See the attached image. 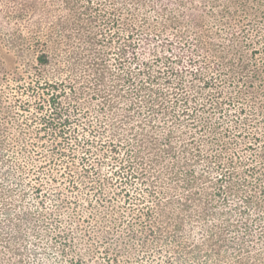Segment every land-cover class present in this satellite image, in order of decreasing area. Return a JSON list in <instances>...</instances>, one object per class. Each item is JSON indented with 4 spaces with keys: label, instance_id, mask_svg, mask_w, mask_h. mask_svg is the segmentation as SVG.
Segmentation results:
<instances>
[{
    "label": "rangeland",
    "instance_id": "obj_1",
    "mask_svg": "<svg viewBox=\"0 0 264 264\" xmlns=\"http://www.w3.org/2000/svg\"><path fill=\"white\" fill-rule=\"evenodd\" d=\"M203 1L194 4L201 45L188 48L187 36L172 35L167 14L152 0H0V11H7L0 12V264H76L70 257L79 251L87 258L81 264L104 263L95 251L89 258L99 238L90 243L84 233L118 239L122 264H151V255L158 254L143 255L140 240L129 237L132 231L148 236L150 229L169 239L180 231L181 246L174 247L194 248L193 264H214L216 255L218 264H234L235 252L244 257L248 249L253 262L264 261V248L253 246L259 222L240 213L253 210L244 201L250 194L264 202L258 185L244 181H253L252 164H262L249 161L250 152L242 149L250 141L245 132L252 131L245 123L250 107L264 113V82L246 87L237 69L241 55L244 78L254 66L264 76V19L238 12L234 36L228 21ZM257 9L262 13L264 5ZM173 11L182 32L188 20ZM43 53L46 63L38 61ZM190 57L199 59L189 63ZM63 111L67 140L77 135L122 141L142 159L124 169L113 165L109 151H95L83 164L81 150L74 158L67 150L55 166L45 163L52 137L39 129L41 118L59 120ZM236 151L245 160L233 158ZM219 155L224 162L233 159L232 180L216 168ZM83 165L93 168L83 173ZM65 167L78 188H69ZM141 167L143 177L134 174ZM126 173L132 175L120 182ZM102 190L112 196L104 204L98 200ZM59 230L74 237L65 251ZM149 241L147 252L154 249ZM174 252H162L156 264H172L165 262Z\"/></svg>",
    "mask_w": 264,
    "mask_h": 264
},
{
    "label": "trees",
    "instance_id": "obj_2",
    "mask_svg": "<svg viewBox=\"0 0 264 264\" xmlns=\"http://www.w3.org/2000/svg\"><path fill=\"white\" fill-rule=\"evenodd\" d=\"M197 1L200 0H179V2L176 3L174 2V0H152L153 5L155 8H157L159 11L164 12L165 14H167V20L166 23L171 24L172 28L175 29L172 33L173 36H175L176 38H178L179 34H185L187 36V44H188V48L190 47H195V45H197L196 43L198 41H200V36L202 35V32H200V27L202 25L201 22V15L199 13V8L198 6L194 5ZM252 2V4H251ZM204 5H209L211 6L210 11L213 13L214 11L218 10V15L222 18V21H228V29H232L233 28V34L235 36V34H239L236 32V29L239 28V20L240 18L237 19V23L234 22L236 14L238 12L243 13L244 17L243 18H248L249 16H252V18L259 17L261 20L264 19V11L262 13L258 12V6L264 5V1L263 0H205L203 1ZM173 10H180L182 16L184 18H186L188 27L184 28L183 31H179V25L178 22H176V18L174 17V15H172V12H174ZM0 12H2L1 14H6L7 11H5L4 9H2ZM164 14V15H165ZM260 14V15H257ZM3 16V15H0ZM221 18L218 19V21H221ZM27 20L26 23L30 24L32 22V20L30 18L25 19ZM233 20V21H232ZM251 21V20H249ZM165 23L163 22V25ZM167 28H165L164 30L166 31ZM245 33V30H243ZM241 32V31H239ZM243 33V34H244ZM163 38L166 41H171V37L170 35L166 34V35H162ZM182 37V36H181ZM198 44L196 47H199ZM187 48V49H188ZM186 49V50H187ZM47 54L43 53L41 56L38 57V61L41 63H46L47 62ZM199 58H195V57H190L189 58V63L198 61ZM238 60H239V64H238V72L241 74L240 77L241 79H243V83H245L246 87L251 88L254 85V81L256 80H261V82H264V76L260 75V70H258L257 66H254L249 75L246 76L244 78V71H248V69L246 68V63L244 62V60L242 59L241 55L238 56ZM233 62V61H231ZM235 65H229V69L231 70V72L233 71ZM192 73L196 74V70H194L193 68L190 70ZM261 77H263V79H261ZM249 79V80H247ZM264 84V83H263ZM33 90V87H30ZM238 93H240V90H238ZM52 96V95H51ZM48 101H50V98L47 99ZM52 100L54 101V98L52 97ZM183 100L184 102H188L189 101V97H187L185 94H183ZM245 104H243L242 102L239 104L238 107H240V111L245 110ZM250 113L247 116L246 119V124L247 125H252L251 130L252 131H248L245 132V135H247L248 139H250V141H248L246 144L243 145L242 149H246L250 152V157L248 158L249 161H256L258 158V162L260 164H262V168H259V166H256V164H252L250 171H248V174H255L253 175V181L250 183L249 181H247L246 178H244V181H246V184L250 185L251 188L256 187L258 185L259 187V191L260 193L264 194V129L262 130L261 128L264 127V113L261 111L260 113H256V108L255 107H250L249 109ZM59 115V120H55L54 117L53 118H46L45 116H43L41 118V120L43 121L42 125L39 127V129L41 130H46L47 132H50V135L52 137V141L50 143V145L48 146L49 148V153H50V157H48V160L45 163L50 164L52 167L55 166L59 161H62L63 157H65L67 155V150H69L68 154L70 155V157L74 158L75 156H77V153L75 152L76 150H81V153L78 157L80 159V161L83 164H86L85 162L89 161V156L92 155L95 151H102V154H105L107 151L110 152L111 154V158L113 161V165L118 166V168L124 167L125 168H133V161L134 159H142V157H140V155L134 151L131 150V148H129L127 146V143H123L122 141H119V143H115L112 140H100L97 141L96 139L92 138V137H83V138H79L77 135H73V139H68L67 135H66V131H65V127L66 124L68 123L69 117L68 115H66L63 112H57ZM252 118V119H251ZM244 124V123H243ZM38 129V130H39ZM229 130V129H228ZM227 130V131H228ZM262 130V131H261ZM72 131H74V128L72 129ZM42 135H40L38 137V139H42L41 137ZM71 138V137H70ZM239 143V142H238ZM236 143V144H238ZM36 143L31 142V146H34ZM93 146H95L94 150H93ZM121 147L125 148L124 153L125 156L123 155L122 157L119 156V150L121 149ZM238 150H239V146ZM39 153V152H37ZM233 158H237L239 157L240 160L243 159V157L240 155L239 151H236V153H233ZM94 158H97V156H95ZM215 159L217 161H214V164L216 166V168L222 169L223 170V174H226L224 176H226L228 179H233L234 178V174L236 172V170L232 167L233 165V159L229 158L227 161H223L221 155L216 156ZM245 160V159H243ZM142 162V161H140ZM217 162V163H216ZM142 164V163H141ZM225 165L231 166L230 167H226L224 168ZM84 167H82L83 169V173H86V171L88 172L89 168H93V165H90L88 167H86V165H83ZM67 170L65 172L66 174V179H67V183L69 188L71 189H76L79 187L80 183H78L75 179L74 173L73 171L68 167H65ZM126 169V170H128ZM226 169V170H224ZM116 170V169H115ZM146 173L144 167H141V169L137 172H135L134 174H138L139 176L143 177V175ZM85 175V174H84ZM132 175V174H131ZM131 175H123L122 177L119 176L120 182H123L124 180L129 179V176ZM128 176V177H127ZM83 177V176H81ZM125 178V179H124ZM261 178V179H260ZM256 180H260L259 182ZM258 182V183H256ZM189 188H191L194 184L193 181H187L186 184ZM233 187L230 186L229 189H232ZM231 192V191H229ZM223 193V192H222ZM128 193L125 192L123 194V196H128ZM101 197L98 199L100 204H104L107 201H110L112 199V196L107 195L106 193L103 192V190L101 191ZM143 198V197H142ZM224 199L228 198V193L227 191L224 192ZM125 200H128L125 199ZM174 201V200H172ZM245 205H249L251 208H253V210H249V209H240V213L241 215H255L257 221L259 222V225H257V229L254 230V232L256 233V241H254L255 243L253 244V246H257V247H263L264 248V202L260 205L257 203L258 201L256 199L253 198V195H248L245 197ZM226 202L229 203L228 200H226ZM63 206V203L61 204V207ZM182 206L187 207V203L186 202H182ZM234 206H237V204H235ZM148 211V210H147ZM226 215H232V212H228ZM243 221V226L246 227L245 230H247L249 228L248 223L245 221V219L242 220ZM179 232L180 231H176L174 232V234L176 236H172L170 239L167 238L166 235H162V234H156V231L154 229H150L149 232L147 234H149L151 237L148 236H137V234H135L133 231L132 233L129 235V237H136L140 240V242L142 243L141 246L144 247L145 249H143V255L144 254H155L157 253L158 255L162 256V252L166 251L167 249H173L175 252L173 253V255L171 253H169L170 255H168L167 258V262L165 263H176L175 261H184L185 264H193L194 260H192L193 253H194V248L188 249V250H184V251H180L177 248H175L174 246H181V238L179 237ZM160 233V232H159ZM57 236H59L60 238H62V247L63 250L65 251L67 249V247H70L72 245H74L75 241H74V237L70 236L69 232L67 230L64 231H57L56 233ZM86 239L89 240L90 243H93V239H96L97 237L99 238L98 241H96L95 245H97L96 247H93L92 250L90 248V251L92 254H89V258H92L94 251L98 254H100V256L103 259L104 263L101 264H122L120 261V256H121V252L123 251L122 248V244L120 243V241L118 239H109V236L106 237H100L99 235H92L89 233H84L83 234ZM162 235V236H161ZM150 238V239H149ZM172 239V244H170L169 240ZM149 240L153 241V247L154 249L150 250L149 252H147L146 247L149 244ZM100 245L104 246L103 250H100ZM242 247V246H240ZM164 248V249H163ZM239 249H244V248H239ZM127 250V249H126ZM251 249H248L247 252L245 253V256L243 257V251L239 250L237 252H235V255L231 257L232 261L234 264H264V261H261L260 263H255L251 260ZM128 252L126 251V254ZM155 255H151L150 257V261L151 264H156V258L158 257ZM261 255V254H259ZM129 256V255H126ZM201 255H199L198 258H200ZM149 257V256H148ZM87 258H85L84 253H82L81 251H79V253H77L76 257H70V261L73 263L75 262L77 263H83L85 262ZM245 259V260H244ZM200 260V259H199ZM218 258L217 255L214 257V264H218ZM263 260V259H262ZM128 261V257L126 259V262ZM212 261V260H211ZM246 261V262H245ZM94 264L95 262L92 261ZM148 264V263H147Z\"/></svg>",
    "mask_w": 264,
    "mask_h": 264
}]
</instances>
